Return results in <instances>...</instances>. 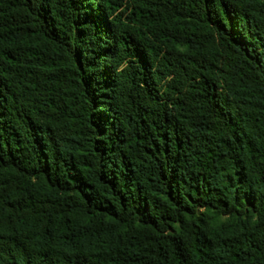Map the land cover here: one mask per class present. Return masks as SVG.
<instances>
[{"label": "trees", "instance_id": "obj_1", "mask_svg": "<svg viewBox=\"0 0 264 264\" xmlns=\"http://www.w3.org/2000/svg\"><path fill=\"white\" fill-rule=\"evenodd\" d=\"M0 264H264V0H0Z\"/></svg>", "mask_w": 264, "mask_h": 264}]
</instances>
